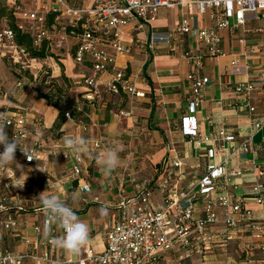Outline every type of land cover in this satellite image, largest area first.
<instances>
[{
  "label": "built area",
  "instance_id": "built-area-1",
  "mask_svg": "<svg viewBox=\"0 0 264 264\" xmlns=\"http://www.w3.org/2000/svg\"><path fill=\"white\" fill-rule=\"evenodd\" d=\"M5 1L16 27L13 28L7 19L0 22V52L13 63L22 59L35 61L17 44V30L30 35L32 45L37 49L45 45L50 50L65 37L73 38V59L76 64L88 68L83 83L88 88L85 97L90 101L100 95L101 86L115 94L144 96L135 88L127 72L115 65V59L132 50V46L123 42V29L132 22L136 23V29L151 26L161 8L179 6L185 9L194 4L199 14L208 15V27L193 29L190 18L182 11L180 23L172 34H192L206 45L210 56L225 55L220 32L230 27L231 18L237 27L244 26L248 20H264V0ZM256 31L264 33V28ZM166 39L168 35L152 33L149 41H138L136 46L152 51L156 40ZM182 56L189 66L190 94L180 130L192 145L206 148L205 173L189 188L183 187L182 155L170 145L169 156L157 176L139 181L131 178L134 193L130 196L121 193L117 216L104 236L101 251L84 246L78 258L55 257L52 239L56 228L43 208L30 211L35 220L31 226L32 235L26 231V221L22 222V227L21 215L26 212L25 182L16 164L33 167L39 163L42 171L47 170L41 134L44 125L36 116L33 118L35 128H29V119L23 111L3 113L0 124L5 125L9 140L15 139L34 159L29 161L18 146L15 162L10 165L12 169H7L10 178L6 174L0 178V264H201L211 244L224 246L238 233L247 235L243 243L245 255L264 252V216H255L243 201L235 200L227 190H219L217 184L219 178H223L228 186L230 179L243 176L246 170L231 162L235 156H244L253 176V200L264 208V157L259 159L253 147L255 133L264 129V72L238 82L234 89L233 105L250 117L249 134L238 136L224 125L203 134L199 131L196 113L209 79L201 75L202 55L187 50ZM238 62L236 58L231 61L236 71ZM104 74L108 79L102 84L100 78ZM64 116L71 118L70 112ZM94 146L98 147L99 142ZM2 151L3 145H0ZM63 157L68 158L65 153ZM73 158L77 162L81 160L77 153ZM73 167L74 174L78 175L79 166ZM156 192L162 194L159 206L153 201ZM195 200H201L198 209L193 206ZM12 235L19 236L22 247L17 250L7 243V238Z\"/></svg>",
  "mask_w": 264,
  "mask_h": 264
},
{
  "label": "crops",
  "instance_id": "crops-1",
  "mask_svg": "<svg viewBox=\"0 0 264 264\" xmlns=\"http://www.w3.org/2000/svg\"><path fill=\"white\" fill-rule=\"evenodd\" d=\"M182 11L190 18L193 29L210 25L208 15L199 14L196 5L190 4L185 9L179 6L161 8L151 26L136 29V23L132 22L123 29V42L132 46V50L117 56L115 65L127 72L138 92L144 93L143 97L115 94L101 86L102 92L96 99H86L88 88L83 78L87 76L88 68L76 64L68 53L63 59L57 58L62 71L53 67L54 75L51 76L56 81L62 76L66 89L50 87L47 93L52 103H48L30 91L34 86L32 83L25 87V83L16 78L6 65L9 57L0 52V113L23 111L29 119V128H35L33 118L36 116L43 120L44 125L41 134L47 170L42 171L39 163L33 167L21 165L22 170L19 169L25 182L23 196L26 208L21 215V223H28V234L32 233L31 226L35 222L30 211L32 208L42 210L39 197L44 192V196H57L73 208L90 230L89 242L85 246L101 251L104 236L117 216L121 193L125 196L134 193L131 178L139 181L157 176L169 156L170 145L182 155L183 187L189 188L205 173L206 148L192 145L180 130L190 94L187 79L189 66L182 56L187 50L202 55L201 75L209 79L196 113L199 131L208 134L219 125H224L238 136L249 134L250 117L233 105L234 89L238 82L264 72V33L256 31L264 28V20H248L244 26L237 27L231 18L230 27L220 32L225 55L210 56L206 45L192 34H172L180 23ZM152 33L168 35V39L156 40L152 51L136 46L138 41H149ZM71 39L74 46L75 40ZM234 58L239 61L237 71L231 65ZM107 79L108 75L104 74L100 82L103 84ZM58 89H61L60 93ZM66 112H70V119L64 116ZM262 132L264 129L253 137V147L259 159L264 157V135L257 138ZM65 137L85 138L90 153H77L81 158L77 162L73 158L75 152L64 145ZM96 142H99L98 147L94 146ZM109 148L119 150V163L111 175L106 176L97 157ZM63 153L68 158H64ZM244 158L235 156L231 162L246 170L242 177L230 179L228 186L223 178H219L217 184L221 188L219 190L229 191L235 200L243 201L255 216L261 217L264 216V208L253 200V176L250 163ZM74 165L79 166L78 175L74 174ZM161 200L162 194L156 192L153 197L155 205L159 206ZM193 206L198 209L201 200H195ZM105 208L107 214L102 215L101 209ZM53 225L56 228L55 237L64 235L57 224ZM246 239L247 235L238 233L224 246L211 244L201 264H264V252L256 251L251 256L243 253ZM7 243L16 250L22 247L19 236L8 237ZM82 251L70 254L55 246V257L75 259L81 256Z\"/></svg>",
  "mask_w": 264,
  "mask_h": 264
},
{
  "label": "clouds",
  "instance_id": "clouds-1",
  "mask_svg": "<svg viewBox=\"0 0 264 264\" xmlns=\"http://www.w3.org/2000/svg\"><path fill=\"white\" fill-rule=\"evenodd\" d=\"M3 116L4 114L0 113V120L3 119ZM0 145H3V151L0 152V178L5 174L9 177L7 169L11 168L10 165L15 162V152L18 146L29 161L34 159L15 139L9 140L6 127L3 124H0ZM64 145L75 153H90L88 141L83 137H65ZM118 151L117 148H109L100 157H97L106 176L111 175L118 166ZM16 166L22 170L21 165L17 164ZM16 186L23 187V185ZM43 193L40 195L39 200L44 211L48 214L50 220L64 231V235L53 238L52 243L67 253L79 254L82 247L89 242L90 230L88 225L76 215L73 208L65 201L54 195L44 196ZM101 214L106 215L107 209H101Z\"/></svg>",
  "mask_w": 264,
  "mask_h": 264
},
{
  "label": "rangeland",
  "instance_id": "rangeland-1",
  "mask_svg": "<svg viewBox=\"0 0 264 264\" xmlns=\"http://www.w3.org/2000/svg\"><path fill=\"white\" fill-rule=\"evenodd\" d=\"M73 43L74 41L71 38L65 37L61 43L53 44V47L50 49V53L55 56L47 55L45 59L39 60L35 59V61L30 62L25 61L24 59L21 62L13 63L9 60L6 62L8 68L12 69L13 74L16 75V78L25 83V87H29L30 83L34 86H31L30 91L33 92L37 96V91L47 93L50 87H63L66 89L65 84L63 83L62 76L58 78V81L51 78L53 74V67H59L60 71H62V67L60 65V61L57 60L63 59L65 54H70L72 56L73 53ZM264 135V132L257 135V138Z\"/></svg>",
  "mask_w": 264,
  "mask_h": 264
},
{
  "label": "trees",
  "instance_id": "trees-1",
  "mask_svg": "<svg viewBox=\"0 0 264 264\" xmlns=\"http://www.w3.org/2000/svg\"><path fill=\"white\" fill-rule=\"evenodd\" d=\"M8 9H9V6L6 3V1L0 0V22L3 19H7L9 24L13 26V28H15L16 26L14 25V16L12 12ZM15 39H16L17 44L20 47L25 48L29 52L30 56L34 59L43 60L45 59V57H47V55H50L52 57L55 56L52 53H50L49 48H47L45 45H43L39 49L34 48L32 45V39L30 35H28L27 33H22L17 30L15 34ZM57 92L60 93L61 89H58ZM37 98H43L48 103H52L51 96L48 93L37 91Z\"/></svg>",
  "mask_w": 264,
  "mask_h": 264
}]
</instances>
